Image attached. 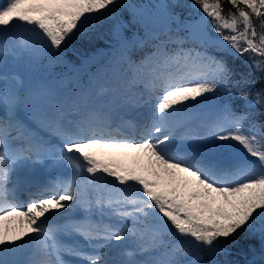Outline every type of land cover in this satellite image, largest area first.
Listing matches in <instances>:
<instances>
[{
  "label": "bare ground",
  "instance_id": "bare-ground-1",
  "mask_svg": "<svg viewBox=\"0 0 264 264\" xmlns=\"http://www.w3.org/2000/svg\"><path fill=\"white\" fill-rule=\"evenodd\" d=\"M21 1L0 0V50L3 52L0 55V111L11 114L16 123V125H13L14 128L9 127L6 121H4L6 122L4 125L0 122V187L2 185L6 186L7 182H9L8 186L10 185L13 170L17 176L12 185L18 184L22 178H28L33 173L30 165L34 163L32 160L34 149L50 148L53 149V152L45 153L41 156V161H45V164L53 167L37 174L44 178L42 182L45 183V186H51V188L34 189L36 194H25L24 198L26 199L21 203L15 200L6 203L3 200L1 201L0 197V212L12 205L20 204V206H23L29 198L38 199L57 193L59 188L71 184L70 181L64 182L59 178L62 172H66V179L74 176L73 180L78 183L80 181L88 183L87 202L79 206L84 210L83 216L87 215L85 218H88V220L83 222L72 218L71 220L75 221L74 228L59 229L69 219L68 217H63L61 221L56 219V222L49 226L56 230L55 233H52L48 231L46 223L35 221L39 211L45 208L41 200L31 203L29 207L24 206L21 210L14 209L0 213V221L4 220L2 221L4 225L0 224V235L2 231L3 233L5 231L4 235L7 237L12 229L20 235L18 245H21L23 250L18 258L14 259L17 261L15 264H34L35 260H38L39 263L48 260L45 256L46 253L59 246L58 243L61 245L60 249H62V246H68L74 240V238L63 236L56 242V235H63L64 233L66 235L75 229L83 232L91 241L89 244H84L77 240L81 243V248L92 249L95 252L94 254L98 255L106 254L107 256L104 258L108 260L106 264H171L170 261L165 260L164 255L147 257L144 252L132 254L129 251V248L138 250L137 246L142 245L146 239L145 237H142L138 243L126 242L115 247L111 245L113 238H110V236L119 231L121 226L118 227L114 222L105 221L102 213H105L109 218H119L122 221L128 220L130 215L135 212L126 213L122 209L125 208V204L135 199L131 191L137 186L136 181L139 180V176L120 162L105 156V151L99 141L103 140L102 138H122L123 135L115 129L106 131L100 124L113 120L119 126L133 127L141 117H149V124L141 127L130 136L135 141H140L134 144V147H141L142 150L155 149L158 151L161 143L169 142L171 152L167 156L171 157L166 160L167 164L175 166L178 162L182 166L188 167L187 171L192 174H196L197 170L201 171L200 168L205 166V172H202L203 179L209 180L210 184L216 186L225 185L226 189L231 187L232 184L240 182L249 172L255 170L259 161L253 160L250 156L245 157L246 154L239 156L233 152L223 151L213 153L210 149L208 152H204L200 148L203 144L201 139H204L205 134L213 135L222 128L220 118L215 113L207 110H180L174 115L172 125H169V121L164 118L156 120L154 117L156 112L154 99L150 100L151 103L145 99L149 96L156 98V95L160 93L149 94L145 92L146 87L152 81L151 76L148 77L151 71L146 66L139 72L140 83L136 86H131V81L120 75L122 73L117 71L116 67H110L111 72L106 73L100 66L93 67L91 62H83L80 66L69 70L67 74H71V78L50 77L51 72L47 71L43 79L42 74L44 73L34 69V62L23 55L19 43L12 46L8 43V36L11 35V21L5 20V12L10 9H17L21 13H27L34 5V3H30L22 6ZM20 39V35H17V41H20ZM29 44L26 48L28 52H30L29 49H32V43ZM5 54L8 60L6 65L3 63ZM88 68H90V76L86 79L88 85L79 83V79L88 71ZM160 71L166 73L165 76L171 74L170 68H162ZM124 74H128L127 71ZM137 75L133 76L137 77ZM79 76L80 78H78ZM60 82H62V85H60ZM15 84L20 87L12 89L10 93H3ZM64 86L68 88L64 89ZM84 88L88 89L84 90ZM168 89L169 87H166L164 91ZM45 99H48V106L42 105ZM151 105L153 109L150 107ZM56 106L59 107L58 110H56ZM20 110L27 118L36 119V125L20 126L22 120L15 117ZM46 118H51V120L48 121ZM154 126H158L160 129L152 136L150 131ZM131 131L133 130L131 129ZM40 132L45 133L37 135ZM15 134L20 138L17 145L20 150L18 155H24L19 159L25 157L24 159L30 161V165L24 161L18 164H16L17 160L12 162L13 157L17 156L18 149L13 148L14 151L10 153L6 147L10 146L8 142L11 143L8 138ZM56 137L67 146L66 150L58 148ZM198 139L200 142L197 141ZM93 147H95V153L94 156H89V165L84 168L87 176L84 178L81 168L74 164V160L69 159L74 153L89 152ZM59 157L66 158L67 162ZM17 165H19L18 168ZM59 167L64 170L59 172L57 177L52 172ZM92 168L95 170L93 176H97L94 182L92 181L93 176L89 173ZM99 170L101 172H104V170L112 172L111 175L115 176L116 187L110 181V177L109 179L101 178V173H97ZM146 182L154 185L153 197L160 196L162 198L165 195L164 189L158 184L157 178L153 179L149 175ZM41 191L42 194H40ZM81 192L82 187L80 197L82 196ZM143 193L145 196L140 197V202L151 198L150 193L146 191H143ZM4 195L11 197L7 192H4L2 196ZM126 197H130V199L127 201ZM170 206L175 208L178 206V202L172 200ZM107 207H111V209L106 210ZM26 208L27 210L24 211ZM57 208L64 210L58 206ZM89 209H93L92 214H96L95 218L90 216L92 214H88ZM188 212H192V209H188ZM63 214H66V212ZM77 218H80V215H77ZM34 225L36 227L38 225V227L45 230L43 238L39 235V229H36ZM13 226H15V229ZM66 227H69V225H66ZM125 227L129 229V225H125L121 229L124 230ZM97 229L104 235V238L107 237V243L103 241L98 245L93 243L90 236L97 234ZM154 229L155 226H150L149 233H152ZM24 232L26 233L25 236L22 234ZM127 236L131 240L138 235L129 234ZM96 246L101 247L97 252L94 250ZM86 252H79L77 255ZM141 256L149 259L142 260L139 258ZM54 261L55 259L52 257L53 263L51 264H58Z\"/></svg>",
  "mask_w": 264,
  "mask_h": 264
},
{
  "label": "rangeland",
  "instance_id": "rangeland-1",
  "mask_svg": "<svg viewBox=\"0 0 264 264\" xmlns=\"http://www.w3.org/2000/svg\"><path fill=\"white\" fill-rule=\"evenodd\" d=\"M30 3H34V5L27 13H21V11L17 9H10L5 12V20L11 21V35L8 36V43L10 46L19 43L23 55L27 56L30 61L34 62V69L38 72L44 73L42 74L43 79L45 78V72L47 71L51 72L50 77L57 76L71 78V74H67L69 70H73V68L80 66L83 62H91L93 67L96 68L100 66L102 70L106 71V73L111 72V69H109L110 67H116V70L122 73L120 75L128 78L131 81V86H136L140 83L139 72H141L146 66V68L151 71V74H148V77L151 76L152 81L149 83L150 85L146 87L145 92L149 94L154 92L160 93L156 95V98L149 96L145 99L148 100L149 103H151L150 100L154 99L153 103L154 107L156 108L154 117L156 120L159 118H164L169 121V125H172L175 118L174 115L180 110H207L219 116L220 122L223 126L221 130L217 131L212 136H218L223 133H235L247 128L242 126L240 118L238 119L240 120L241 124H236V118H233L232 114L228 110L220 111L218 109H213L204 100L190 104H180L178 107L171 106L175 93L187 83L190 84L194 82V78L197 77L196 73L199 70L192 71V68L197 67L198 69L199 65H204L206 67V74L219 75L220 73V69L215 67V65H211L210 63L203 61L205 60L203 57L209 59L206 53H202L204 56H198L196 54L190 56L189 54H186L187 52L185 51H182V53L172 54L170 49L166 46V43L160 38L161 35H166L168 36L167 38H169V35L167 34H169V32L174 29L173 27L166 25L168 27L166 30L159 31L158 29H161L163 25L157 23L156 27L158 25L160 26H158V28L155 30L148 32V34L151 33L149 36L144 35L140 37V39L136 41V43H139V46H143L146 41L156 42L153 50L144 53L143 56L134 55V45L133 42H131L134 41L133 38H122L121 29L119 27H117L113 32L112 39L106 41V45L103 48L82 56L70 51L59 37L51 34V31L47 26V24H49L53 18L56 24H59L62 21L70 26L72 23V13L79 6L77 5V1L22 0L20 2L22 6H26ZM132 10L136 16L138 15L137 17L151 16L152 18H158V22L161 21L159 19L160 16L156 12H161L162 9L156 7L153 4H149V6L145 9L137 11V8H135ZM80 14L82 15V20L86 24H91L94 21L93 16L82 7H80ZM163 15L166 14H162V16ZM147 30L148 28L144 30V33L147 32ZM186 30L187 32L182 33L178 37V40H184L185 42L188 41L190 45L195 43L196 47L198 46V52L202 50V48H205L206 44H212L211 38L208 37L209 34L206 24L203 21L196 20L191 22L190 25L186 27ZM17 35H20V41H17ZM169 39V43L176 42L177 40V38ZM29 43H32V49H29L30 52L26 51V48H28L30 45ZM2 53L3 52L0 50V55ZM7 61V56L5 54V58L3 60L4 65L7 64ZM210 62H213V60ZM103 65L104 67H102ZM162 68H170L171 74L165 76L164 74L166 73L160 71ZM89 71L90 68H88V71H86L85 74L81 76V78L80 76L78 77L80 78L79 83L88 85L86 79H88L90 76ZM125 71H127L128 74H124ZM192 74L195 75L191 77ZM133 75H137V77H134ZM213 76L214 75L211 77ZM208 77L209 75L207 78ZM2 81L4 82L5 80L3 79ZM60 85H62V82H60ZM19 87L20 86L18 84H15L14 86L7 88L3 93H10L12 89ZM166 87H169V89L164 91V88ZM67 88V86H64V89ZM85 89L88 88H84V90ZM42 105L48 106V99H45L42 102ZM150 107L152 108V105ZM58 109L59 107L56 106V110ZM9 116L11 115L9 114ZM3 117L5 119V114ZM15 117H17L19 120H22V125L26 127H29L28 125H36V119L31 120L27 118V116H24V113L21 112V110L18 111ZM6 118L10 117L6 116ZM142 118L143 117H141L139 120ZM46 119L48 121L51 120V118ZM159 129L160 128L158 126H154L151 129L150 134L154 136L159 131ZM246 130H248L246 132L249 133L252 129L249 127ZM43 133L45 132H40L37 135H43ZM245 134L246 133L242 135V138H240L237 144L228 146L229 151H237L241 154L254 151L256 143H254V140L248 139V135ZM206 135L208 136V141H210L212 136L209 134ZM56 140L58 141L57 145L59 149H67V146L62 141H59L58 137H56ZM197 141L200 142L199 139ZM137 142L140 141L131 140L130 138H109L99 141V144L102 145V148L105 151V156L120 162L139 176V180L136 181L137 186H135L131 191L135 199L125 204V208L122 209L126 213H135L131 214L128 220L125 219L123 221L119 218H109V216H107L105 213H102L103 219L105 221L110 223L114 222L118 227L121 226L122 228L125 225H129V229H127V227H125L124 230L120 228L119 231L110 236V238H113L111 245L115 247L126 242L131 244L132 242L138 243L142 237H145L146 239L143 241L142 245L139 244L137 246L138 250L129 248V251H131L132 254L145 252L146 250L147 254L154 253L149 256L164 255L163 257L165 260L170 261L171 264H188L191 261H185L182 258L180 251L182 249H188L192 247V245H194L196 240L200 237L201 232L209 234V230L213 227V225L216 224L215 216L217 214L223 216L230 215L231 209L227 207L230 204V199L233 198V196L246 182L253 180L251 179L252 177L258 178L264 174V157L259 156L258 158H255V161L258 159L259 164L252 174L248 173L240 182L234 183L231 185V187L226 189L225 185L216 186L214 184H210L209 180L203 179L201 176V171L197 170L196 174H192L187 171L188 167H184L178 162H176L177 164L175 166L167 164L166 160L170 158L167 156L170 152L169 142L161 143L158 151L155 149L142 150L141 147H134L133 145L137 144ZM201 142H203V144L200 148L204 152H208L209 149L213 153L220 152L218 149H211L207 145L205 138L201 139ZM49 151L53 152V149L46 148L38 150L36 148L34 150L35 157L32 158L34 161L33 164L35 166L46 165L45 168L47 166L53 167L52 165L49 166L45 164V161H41V156H43L45 153H48ZM94 153L95 147H93L89 152H76L69 159L74 160V164L81 168L84 178L87 176V173L84 172V168L89 165V156H94ZM78 155H84V164L79 162L77 158ZM21 157L23 156L13 157L12 162L17 160L16 164H18L19 162L24 161L30 165L29 160L24 159L25 157L20 160L19 158ZM59 158L67 162L66 158ZM18 167L19 165H17V168ZM56 169L57 170L53 171V173L56 175L64 170L61 167ZM99 172L101 173V178L104 177L105 179H109L110 177V181L114 187H116V183L114 181L115 176L111 175L112 172L107 170L101 172L99 170L97 173ZM13 173L14 170L11 173V177L13 176ZM89 173L91 176H93V174H95V170L92 168ZM149 175L153 179L157 178L158 184H160V186H162L164 189L165 195L162 198L160 196H152V192H154V185L146 182ZM214 176L216 177L217 175ZM73 177L74 176L68 177V179H66L64 176V179L62 178L63 181H70L71 184L65 186V188H62L60 193L53 194L54 197L52 200L50 198L48 200H43L42 204L45 208L39 211L35 220L37 223L44 221L43 217L48 214L55 215V217H58L59 220L63 219V217H68L69 220H67V225H74L72 222L75 221L71 220L72 218L84 221L88 220V218H85L87 215L83 216L84 210L79 208V206L87 202L88 183H82V181L78 183L76 180H73ZM172 178L177 180L175 186H172L170 182ZM92 179L94 182L97 179V176H93ZM2 186L4 187V185ZM81 187L82 196L80 197ZM143 191L150 193L151 198L140 202V197L145 196ZM129 199L130 197H126L127 201ZM172 200H176L178 202V206L175 208L170 206V202ZM29 205L30 204L27 206L29 207ZM57 206L64 210L58 209ZM21 208L23 207H12V209H7L5 211L2 210L0 213L14 209L21 210ZM190 208L192 209V212H188V209ZM108 209H111V207L106 208V210ZM26 210L27 208L24 209V211ZM92 210L93 209H89L88 214H92ZM65 212L66 214H63ZM77 215H80V218H77ZM90 216L95 218L96 214H92ZM2 221L4 220H1L0 224L3 226L4 223ZM172 222L176 224L173 229L170 227V223ZM247 224L248 226H255V230L261 231L264 235V214L254 215ZM150 226H155V229L152 233H149ZM34 227L39 229V235L43 238L45 230L38 227V225L37 227L34 225ZM13 228L15 229V226H13ZM170 228L172 230H170ZM49 230L53 231L51 228H49L48 231ZM97 231L98 233L95 234L94 237L101 238L102 234L99 232V229H97ZM4 233L2 231L0 235V264H15L17 261L14 259L18 258L23 250V247L18 245L20 235L15 233L13 229L10 231L9 236L7 237H5ZM22 234L24 236L26 235L25 232ZM129 234H137L138 236L135 239L130 240L127 236ZM104 243H107V240H105ZM161 245L164 246V249L160 248ZM213 246L214 250L216 251L222 253L227 251L223 246H219L217 243H214ZM100 248L101 247L96 248L97 251ZM57 251V248L49 250L45 255L48 260H44L40 263L38 260H35L34 264H51L53 263L52 257L55 259L54 262H58ZM190 253H193V250H191ZM105 256L107 255L97 254L96 256H93L89 259L91 262L90 264H101ZM139 258L142 260L149 259L143 256ZM179 258H182V260H179ZM151 260L155 261L154 259ZM249 262L250 260L245 257L240 261V264H248Z\"/></svg>",
  "mask_w": 264,
  "mask_h": 264
},
{
  "label": "trees",
  "instance_id": "trees-1",
  "mask_svg": "<svg viewBox=\"0 0 264 264\" xmlns=\"http://www.w3.org/2000/svg\"><path fill=\"white\" fill-rule=\"evenodd\" d=\"M76 1L79 6L72 13L70 26L62 21L56 24L53 19L48 27L70 51L83 56L104 47L117 27L122 38L136 41L160 25L161 30L174 26L185 31L191 22L203 21L214 41L200 51L213 56V61L222 68L221 76L183 88L174 95L172 105L204 100L218 109L242 113L246 123L262 135L256 140L258 151H264V0ZM149 4L162 9L156 12L161 21L151 16L137 17L132 10L145 9ZM80 7L93 16L91 24L82 20ZM157 23L160 25L156 27ZM186 48L191 53L196 49L195 44ZM240 136L239 132L229 134L211 146L225 147ZM170 182L175 186L177 180L172 178ZM229 207L231 216L217 215L218 223L212 230L215 243L227 251H215L212 242L200 236L202 246L196 247V253L201 254V259L195 264H238L245 257L250 260L248 264H264V235L247 224L254 215L264 214V178L243 187L230 199Z\"/></svg>",
  "mask_w": 264,
  "mask_h": 264
},
{
  "label": "water",
  "instance_id": "water-1",
  "mask_svg": "<svg viewBox=\"0 0 264 264\" xmlns=\"http://www.w3.org/2000/svg\"><path fill=\"white\" fill-rule=\"evenodd\" d=\"M80 160H81V162H84V158L83 157H80Z\"/></svg>",
  "mask_w": 264,
  "mask_h": 264
}]
</instances>
